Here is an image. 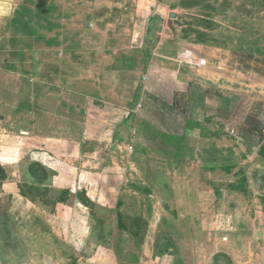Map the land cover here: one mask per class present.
Wrapping results in <instances>:
<instances>
[{
	"label": "rangeland",
	"instance_id": "374dc122",
	"mask_svg": "<svg viewBox=\"0 0 264 264\" xmlns=\"http://www.w3.org/2000/svg\"><path fill=\"white\" fill-rule=\"evenodd\" d=\"M52 2L60 5L61 0ZM59 7L61 13L48 17L51 23L60 21L65 29L72 23L71 18L79 19V13L87 15L89 11L88 8L75 12L63 4ZM120 8H127L138 21L135 29L128 31L134 35L133 46L141 52L137 56L142 61V72L149 73V82L145 84L146 78L140 72L138 76L132 74L128 87L123 86L121 94L134 105L130 109L117 104L109 108L96 95L90 103L73 100L67 93L71 88H65L70 87L71 80L59 91L46 87L38 99L45 113L41 114L33 136L67 134L70 122L77 127L79 138L84 125L92 128L87 144L90 142L93 153L80 167L83 171L87 168L89 181L83 180L72 193L62 191L70 189L63 188L61 182L57 187L39 191L26 186L19 182L25 162L20 161L21 154L13 156L22 146L11 144L14 150L9 152V160L12 157L19 162H14L9 173V196L0 197V264H251L264 260V247L257 248L262 242L251 230L252 217L262 206L258 194L264 195V170L256 166L253 155L245 150L253 149L254 143L247 138L235 143L232 135L239 134L231 132L230 113L222 110L217 113L219 122L213 121L208 103L203 113L195 96L191 98L193 104L187 107L188 97L180 89L184 78L191 82L195 95L199 86L209 89L214 83L219 84L222 99L228 103L232 93L246 94L249 81L254 82L258 92V85L264 87V0H97L93 12L96 28L105 32L107 38L120 26V16L111 18V10ZM34 10L33 6L28 15L24 13L35 26H40L43 16ZM170 14L176 17L170 18ZM85 15L82 23L88 21ZM35 26L33 29L41 34L43 29ZM14 27L9 30V37L17 36L21 30L26 33L25 28ZM83 36L82 41L91 43L82 49L88 57L84 63L89 64L92 48L96 54L101 53L107 42L100 33ZM78 37L65 40L59 49L66 50L70 45L78 48ZM18 39V47H26V40L30 42L25 48V67L57 65L58 60L53 57L43 60V45L34 42L33 37L20 35ZM124 39L126 44L116 43L119 51L130 47L131 40L127 36ZM128 55L119 62L124 70L133 66L127 61L133 53ZM65 61L77 71L86 67L84 63ZM1 64L2 60L3 68ZM13 65L22 66L19 57L9 55V66ZM129 72L120 73L131 75ZM9 80L12 81L10 75ZM119 80L113 71L107 81ZM141 84H145L142 101L135 105L134 92ZM30 95L33 101L37 100ZM18 97L9 102L16 104ZM5 113L0 108L1 118ZM20 116L9 115L12 133L23 130H18L23 128ZM124 116L128 118L127 126L121 125ZM30 117L31 120L35 115ZM189 117L194 121L200 119L201 127L187 123ZM119 124L112 138L110 133L104 135L108 140H102L103 128ZM202 128L206 137L218 134L208 139L219 154L220 149L224 154L228 152L230 160L214 159V153L194 150L199 148L197 134ZM183 134L184 139L178 137ZM130 146L136 150L134 157L128 153ZM244 151L248 155L243 158ZM60 158L56 168L63 170V157ZM137 158L141 159L139 164ZM70 166L76 168L73 162ZM48 174L51 177L52 173ZM137 175L142 184L134 188L132 181ZM244 175L250 183L246 187ZM6 178L5 172L0 180ZM35 199L38 202L31 205ZM84 242L88 248L83 252Z\"/></svg>",
	"mask_w": 264,
	"mask_h": 264
},
{
	"label": "crops",
	"instance_id": "0c3cea01",
	"mask_svg": "<svg viewBox=\"0 0 264 264\" xmlns=\"http://www.w3.org/2000/svg\"><path fill=\"white\" fill-rule=\"evenodd\" d=\"M52 1L53 0H0V62L2 60V64L4 66L3 68H0V104H2L0 108H4V110H6L4 117H2L4 120H1L2 118L0 117V123H2V125L0 124V166L3 170H5L7 176L5 180H0V197L9 196V173L14 169V162H19L12 157L9 160V156H11L9 155V152L14 150L12 147L13 145L16 147L22 146L21 149L15 150L13 156L21 154L22 159L20 161L23 163L25 162L24 171H22V178L21 181H19L20 183L24 182L25 172L31 163L41 164L47 171L52 173L51 183L48 186L49 188L57 187V185L61 182L63 188H69V192L72 193L74 188H79L83 180L89 181V177L86 175L87 168L83 171L80 167L85 166V159L91 157V154L93 153L91 146H88L90 142L87 144L90 135L93 134V131L91 130L92 128L84 125L85 127L82 128L84 131H82L81 137L79 138L76 137L75 130H77V127L70 122L68 124L69 128L67 134L63 135L61 133V135L55 133L46 136H33L35 134V129L38 128L37 125L41 120V114L45 113V107L42 108V106H39L40 103L38 99L42 96L46 87L59 91V87H64L63 84H66L67 80H71L69 81L70 87L65 88H71V91L67 93H69L68 95H70L73 100L75 99L76 101H85V103H90L91 99L96 95L98 100L108 107L109 105L112 106L117 104L123 108L130 109L134 105L132 106V103L129 102L130 98L121 94V91L123 90V86L128 87V85L132 82V74L136 76L138 73L140 74V72L143 73L140 67L142 61H140V57L137 56L139 54L141 55V52L135 51L137 48L133 46L135 42L133 38L134 35L130 34V31L135 29L134 27L137 25L138 21L128 25L115 27L116 30L114 29V31L110 32L112 37L107 38V34H105V32L96 28L97 22L94 20L95 13L93 14V12H95L97 0H61L60 5ZM62 4L66 8L71 7L75 12L83 11L88 8L89 11L87 15L79 13V19L71 18L69 21H72V23L67 24L65 29L60 21L58 23H51V20L48 17L54 12L61 13L59 11V6ZM33 6L35 7L34 11L36 14L38 15L39 13L43 16V23L40 26H35L36 23L27 19V15L30 13ZM24 12H26L27 15ZM84 15L88 18L86 23L81 22L82 16ZM34 18H36V16ZM15 25H18L19 27L21 26L23 30L25 28L26 33L21 30L18 32L19 34L17 36L9 37V34H11V32L9 33V30L12 28L14 29ZM34 26L35 28L38 26L39 29H43L41 34H39L36 29H33ZM129 29L131 30L128 31ZM120 30H123V32ZM65 31H67V34H64ZM126 31H128V33H125L124 37H120L122 36V33ZM97 33H100L102 38L106 39L105 41L107 43L105 44V47L100 49L101 53L96 54L95 49L92 48V51L89 53L91 57H89V59L92 60L89 64H85L84 59L88 60V57L83 55L85 53L82 49L88 48V44L91 43L86 40L82 41L81 38L84 37L83 35H85V37H90V35H97ZM20 35L31 36L33 37L34 42L41 43L43 47L40 48V50L44 55L42 56L43 60L46 61L48 58L53 57L58 60L57 65H43L41 66V69H30L25 67L27 62L24 61V54L28 52L26 51V47L30 42L26 40L24 43L27 45L26 47H18L16 43L19 42L18 38ZM65 35H69V37L67 38ZM74 36H79L78 38L81 40L78 42V44H81L78 48L70 45V47H67L66 50L59 49L63 46L65 40ZM126 36L127 39L131 40L130 47L128 50L119 51L116 48L118 47L116 43L126 44V39H124ZM75 39L77 40V38ZM96 39H99V37ZM48 40L52 41L53 44L47 46L45 41ZM77 49L82 52L77 54ZM129 53H133V58L127 59V61L132 62L133 66H131V70H124L123 67L119 66V62L121 61V58H124V56H129ZM147 53L148 51H145L144 53L146 57ZM9 55L11 57H19L22 66H9ZM93 55H95L94 58ZM65 59H69L71 63H84L86 67L82 71H77L75 68L70 66L68 67V61H65ZM185 64L188 65L189 63L187 62ZM183 68H185V66H183ZM113 71L117 73L118 78L120 79L117 83L107 81L109 80V74ZM124 71H131L129 72L131 75L120 73ZM148 74L149 73L141 74L143 79L146 78V85L149 82ZM9 75L12 77V81L9 80ZM181 80L183 82L180 85L181 92L183 93L182 95L184 97H188L187 107L193 104L191 101L193 97L196 96L197 100L195 101L198 103L197 107L202 109L203 113H205L208 103L210 106V108H208L210 110L209 117L212 118L213 121L216 120L219 122V115L217 113H221L222 110L223 113H230V119L233 118L231 120V132L239 134V137H237V135H232L231 133L233 137L232 140L237 144L238 140L240 141L241 139L244 140L246 138L248 141L250 140L253 142L254 148H245V150L253 155L256 166H259L264 170V157L260 155V152L264 147V87H260V85H258V92L255 90L257 87H255L254 82L252 83L249 81V84L246 85V94L244 93V95L239 94L235 96L232 93L228 103H224L225 101L222 99L221 87L219 84L216 85L214 83V85L209 89H205V87H201L200 89V86L198 85L199 88L197 89V93L195 95L190 89V85H192L191 82L185 78ZM145 84H141V86L139 85L137 92H134L133 104L135 103L136 105L137 103H141ZM30 94H32V98H37V100L33 98L36 103H34L31 99ZM19 95L20 97L16 98V104L9 102V99H13V97H17ZM111 96L113 97L112 101H110ZM114 96L117 98H114ZM208 97L213 99V103L208 102ZM62 104L63 103H61V106ZM9 115H21L19 121H23V128H18V130H23H20L18 133H12L11 129L9 130ZM31 115H35V118L31 119L34 121L32 125V121L30 120ZM127 119V116H124L121 125L127 126ZM202 119L205 121V116L202 117ZM197 120L198 121H194L189 117L187 123H192L193 125L197 124L200 128L201 126H199V124L201 120ZM206 122H209V119H207ZM119 126L120 124L118 126L110 125L103 128L101 133L102 140H108L106 136H109L110 133L112 138ZM184 129L185 128L182 130ZM19 133H21L22 136H19ZM183 133L185 134V131ZM198 133L196 145L199 148L194 150H197V152L200 153L209 151L212 155L214 153V159L219 157L222 160H230L228 152L224 154L220 149L219 154L214 143L209 141L211 138L208 139L211 135H213V137H217V133H212L206 137L204 128L199 130ZM184 134L181 136H174L183 138L182 136H184ZM15 139H18V141H14ZM20 140H23L24 142H20ZM50 143L51 145H49ZM11 144L12 146H10ZM128 149L130 151L128 152L130 155L132 154L133 156L136 153V150H134L131 146ZM246 151L243 152L244 154H241L243 158L248 155ZM60 157H63L64 161L63 170H61L62 168H56V163L59 159H61ZM136 160L137 163L141 161L140 158H137ZM136 160L133 162L134 165H137L135 163ZM70 162H73L76 168L71 167ZM82 172H85V175H82ZM132 182H135V186H133L134 188H138L142 184L138 175L137 179ZM244 182L246 187V184L249 183V179L246 175H244ZM258 195L262 206L260 208L261 210L258 213L256 212L255 216L252 217L251 230L252 234L256 236L257 239L261 240L262 243L257 244V248H260L261 246L264 247V195ZM91 202L94 203L95 201L93 200ZM30 204L32 205L34 203L31 202ZM6 216L9 215L7 214ZM75 246L77 247L76 244ZM81 248L83 251L85 248H88V245L86 246L84 242V245H82ZM251 264H264V260H254Z\"/></svg>",
	"mask_w": 264,
	"mask_h": 264
},
{
	"label": "trees",
	"instance_id": "16d2710c",
	"mask_svg": "<svg viewBox=\"0 0 264 264\" xmlns=\"http://www.w3.org/2000/svg\"><path fill=\"white\" fill-rule=\"evenodd\" d=\"M111 13H112V15H111L112 17L111 18H114L115 17L114 15H119L120 16V22H119L120 26L128 25V24H131V23L135 22L134 15L127 8L112 9ZM146 32L147 33L149 32L148 28H147ZM45 44L47 46H49V45H52L53 42L48 40V41H45ZM147 56H148V53H147ZM260 155L262 157H264V147L261 150ZM48 172L45 169V167H43L41 164L31 163L28 166V169L25 172L24 184L26 183L25 184L26 186L32 187V188H34V189H36L38 191L40 190L39 188H42V189L45 188V187L49 188L47 184L51 183L52 175L50 177ZM4 177H5V172L2 170V167L0 166V179H3ZM62 191H64V192L67 191V193L69 192V190H62ZM21 195L23 197H26V194H25L24 191H21ZM32 201H33V203H37L38 202V200H36V199L32 200ZM59 203H62V202H59ZM120 205H121V202L118 201L117 202V206H120ZM134 234L135 233H130V235H132V236H134Z\"/></svg>",
	"mask_w": 264,
	"mask_h": 264
},
{
	"label": "water",
	"instance_id": "95a60500",
	"mask_svg": "<svg viewBox=\"0 0 264 264\" xmlns=\"http://www.w3.org/2000/svg\"><path fill=\"white\" fill-rule=\"evenodd\" d=\"M169 17H170V18H175V17H176V15H175V14H170V15H169ZM180 58L182 59V58H183V56H181Z\"/></svg>",
	"mask_w": 264,
	"mask_h": 264
}]
</instances>
